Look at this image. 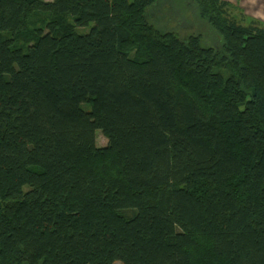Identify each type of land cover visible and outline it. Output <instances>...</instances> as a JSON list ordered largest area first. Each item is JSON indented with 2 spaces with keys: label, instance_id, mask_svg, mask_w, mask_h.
Wrapping results in <instances>:
<instances>
[{
  "label": "trees",
  "instance_id": "1",
  "mask_svg": "<svg viewBox=\"0 0 264 264\" xmlns=\"http://www.w3.org/2000/svg\"><path fill=\"white\" fill-rule=\"evenodd\" d=\"M158 1L0 0V264H264V26Z\"/></svg>",
  "mask_w": 264,
  "mask_h": 264
},
{
  "label": "rangeland",
  "instance_id": "2",
  "mask_svg": "<svg viewBox=\"0 0 264 264\" xmlns=\"http://www.w3.org/2000/svg\"><path fill=\"white\" fill-rule=\"evenodd\" d=\"M50 2L52 0H43ZM228 1L232 6L229 9V17L241 24H248V19L257 17L248 10L247 7L242 8L241 3L237 0ZM255 1V0H250ZM264 11V9H263ZM260 12V11H259ZM149 23L159 31H171L177 37L200 36L202 45L209 47H218L222 44L220 35L214 28L209 26L198 15L197 5L188 0H159L155 5L146 10ZM91 25V24H90ZM87 29V28H86ZM84 31V29H80ZM88 30V29H87ZM86 30V31H87ZM107 144L106 138L101 132H96L95 145L103 148Z\"/></svg>",
  "mask_w": 264,
  "mask_h": 264
},
{
  "label": "crops",
  "instance_id": "3",
  "mask_svg": "<svg viewBox=\"0 0 264 264\" xmlns=\"http://www.w3.org/2000/svg\"><path fill=\"white\" fill-rule=\"evenodd\" d=\"M241 6L242 8L247 7L248 10L251 9V11L255 14L254 16L257 15L254 19L261 21L264 26V0H244L242 1Z\"/></svg>",
  "mask_w": 264,
  "mask_h": 264
}]
</instances>
